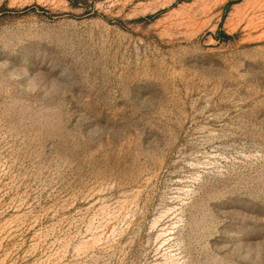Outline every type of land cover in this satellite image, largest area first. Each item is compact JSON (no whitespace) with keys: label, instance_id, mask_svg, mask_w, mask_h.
<instances>
[{"label":"rangeland","instance_id":"rangeland-1","mask_svg":"<svg viewBox=\"0 0 264 264\" xmlns=\"http://www.w3.org/2000/svg\"><path fill=\"white\" fill-rule=\"evenodd\" d=\"M0 264H264V0H0Z\"/></svg>","mask_w":264,"mask_h":264}]
</instances>
